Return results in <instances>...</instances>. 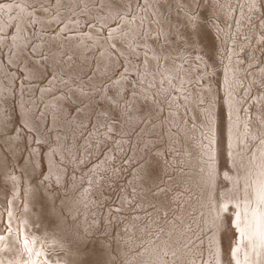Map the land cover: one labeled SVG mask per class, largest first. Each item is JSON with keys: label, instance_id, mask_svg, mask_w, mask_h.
I'll return each instance as SVG.
<instances>
[{"label": "rangeland", "instance_id": "374dc122", "mask_svg": "<svg viewBox=\"0 0 264 264\" xmlns=\"http://www.w3.org/2000/svg\"><path fill=\"white\" fill-rule=\"evenodd\" d=\"M64 1L66 3L62 4L61 8L56 7L58 0H34L28 3L32 11H39L40 14L42 12L48 25L45 28H40L34 20H31V24L28 21L25 22L29 29V33H25V35H28L29 38L24 44L25 47L18 51L17 57H13L17 51L10 40L9 43L0 44L2 49V51L0 49V56L5 65V69L3 67L0 74L8 84L7 88L0 87V117L2 118L0 130V146H2L0 148L6 152L4 153V163L6 162L5 165L9 167H6L4 171L0 169V194L2 193L0 195V223L3 222L0 230H4L5 235L10 230L16 233V230L14 231L9 224L8 216L11 215V201L14 202L12 206L15 218H20L25 207L27 177L24 168H29L27 172L30 174V180L38 184V191H41L39 194L44 218L48 216L45 218V227L50 230L57 227L56 232L59 231V227L64 229H60L61 237L56 242L47 241V243L41 239L44 249L47 252L50 250L48 253L52 255L56 252L58 255V253L64 252L63 254L68 255L67 253H69L70 256L73 249L69 245L72 244L83 250L81 255L77 256L80 264L83 261H86L84 264H140L136 260L137 253L143 251L145 244L148 243L147 239L161 236L174 222V225L179 226L182 232L190 234L188 235L189 242L201 236V231L205 233V229L199 227L200 212L193 206L197 202L195 201L196 192L200 190L199 184H196L192 177V164L195 165L196 162L191 163L192 157L188 155L191 152L186 151L188 146L197 149L198 145L195 142H198L200 137L205 138L195 127L196 121L189 106L185 104L187 112L183 109L179 113L177 112L174 106L178 102L174 92L184 91L190 94L197 86L200 79L195 72L193 73V66H195L193 60H195L200 74L203 75V78L205 77L204 79L210 78L215 91V95L198 94L200 97L198 103L208 105L207 107L210 104L215 106L216 118H218L220 166L232 169L227 159L229 154L226 150L229 141L227 129L230 116L226 105L225 70L223 67L231 58L230 52L237 35L239 39L244 40V44H242L244 46L239 53L245 54H243L244 59L241 62L244 63L246 74L249 71V73L256 72L257 69L263 68L264 35L261 38L256 29H258L257 25H260L259 30L264 32V0H255L252 5L248 0ZM155 1L161 5L160 10L157 8L158 17L155 11L151 10L146 17L144 12L155 4ZM228 5L229 8H227ZM241 9H246L244 16H241ZM62 12L67 15V18L63 14L57 15ZM128 18L138 19L142 26L140 25L138 33H131L130 37L127 35L118 37V42L122 45L121 50L109 43L113 52L110 53V60L106 62H103V58H101L106 49H103L99 43H90L87 47L86 44H83L82 46L85 48L82 49L83 55H81L80 53H70V49L64 47L59 38L56 41L48 42L45 36V34L58 36L65 33V38L71 40L75 34L78 35V31L84 30V33H88L90 28H97L95 25H101L106 32L105 35L109 37L110 31L131 25ZM146 18H149L151 23L159 20L166 24L168 28L165 33L161 32L162 27L159 30L161 33L153 32L143 21ZM194 18L200 24H194L191 20ZM102 20L105 21L104 24ZM14 30V27L12 30L7 29L9 37H12ZM103 30L97 28L101 39L105 38ZM126 30L130 32V29ZM56 33L57 35H55ZM150 39L155 41V45L148 42ZM256 48H260V50ZM249 49L252 50V54ZM9 51L10 58L7 56ZM198 51L208 58H204L205 63L203 64L199 61ZM29 53H33L32 56ZM249 54L256 58L259 57L258 60L261 58V62H257V60V63L252 64V57ZM23 55L28 58V61ZM199 56L202 57L201 54ZM247 56L250 57V60ZM40 58L43 60V64L39 62ZM46 58H49L50 61H45ZM30 61L43 69L38 77H28L24 67ZM248 62L254 67L248 66ZM166 63L179 67L175 71V76H172L177 84L176 87L170 84L171 89L166 93L158 92L161 88V84L158 82L157 88L156 85H151L153 94L145 96V92L138 89L143 75L145 77L153 75L159 81L160 73L163 75L162 70ZM184 66L191 67L192 70L182 73L186 68ZM167 70H171V67H167ZM123 77H125L126 83L124 82L120 87L117 81ZM247 77L252 80V76L249 74ZM244 79L246 80V77ZM51 82L54 85L50 86ZM257 83L252 85L253 91L249 90L247 93L246 88L240 87L244 92H240V94H244L245 98L247 96L249 102L255 98L253 94L256 87L260 88L259 86H261L264 89V83ZM44 86H48V88H43ZM51 92L54 94L50 95ZM237 92L239 93L238 90ZM62 93H68L69 96L68 98L62 97L64 108L56 110L54 113L49 109L51 105L49 100L61 96ZM23 107H26L25 110L27 109L31 116L38 121L36 124L38 127H30L24 122ZM195 109L197 110V108ZM204 110L206 109L198 108L196 111L197 117L203 120H205L202 113ZM169 116L172 119H169ZM187 122L189 127L183 125ZM167 133L176 134L181 138L182 144L171 140ZM184 133L190 137V142L184 141ZM56 147L61 148L62 154ZM52 148L56 152L53 154L55 156L53 161L56 167L62 171L59 177L50 171L46 157L47 152L53 150ZM197 151L200 153V150L197 149ZM145 166L149 169L150 175L148 176L144 173ZM12 171L18 173V178ZM227 181L221 180L218 183L219 189L225 186ZM45 182L46 184H44ZM14 184L17 194H14L16 193L13 189ZM86 189L91 191L89 196L84 195ZM68 191L72 192V195ZM11 194L15 195L14 199ZM49 207L51 209H48ZM83 207L84 209H82ZM2 211L4 214L1 215ZM62 212L64 217L61 215ZM88 213L93 214L94 217L91 214L88 216ZM52 214L55 215L54 219ZM49 219H52L53 222ZM75 219L79 221L77 222ZM227 219L230 221L229 216ZM81 220L84 221L80 222ZM208 221L211 222V217ZM55 222L57 223L54 224ZM49 225L52 226L49 228ZM77 225H80L79 229H77ZM84 231L88 236L85 237L87 234ZM131 232L136 236L128 234ZM203 236L206 237V234ZM232 236L233 231L225 227L222 232L225 251H228L229 245L233 241ZM20 238L22 246L17 256L21 258V253H23L21 260H23L22 263H25L29 258V251L26 249L27 254L24 251L25 243H22V234ZM78 239L81 242L78 243L79 245L76 244ZM61 241H64L63 244L66 243V245H60ZM84 241L85 243H83ZM55 244L57 245L55 246ZM53 247L58 250L54 251ZM8 253L13 259L15 258V254L10 251ZM193 254L200 257L201 253L196 252L195 249ZM52 258L55 257L52 255ZM167 258L169 259V257ZM44 262L53 264L45 258L39 264Z\"/></svg>", "mask_w": 264, "mask_h": 264}, {"label": "bare ground", "instance_id": "6f19581e", "mask_svg": "<svg viewBox=\"0 0 264 264\" xmlns=\"http://www.w3.org/2000/svg\"><path fill=\"white\" fill-rule=\"evenodd\" d=\"M33 1L34 0H2V1H0V44H3L5 42L9 43V40H10L15 45V50L17 51L14 53L13 57L14 56L17 57L18 51H20L21 49H23V47H25L24 44L27 43V39L29 38L28 35H25V33H27V34L29 33L28 25L25 23L26 21H28L29 24H31V20H34L39 25L40 28H42V27L45 28V26L48 25V22L43 17L42 12L40 14L39 11H32L31 8L28 6V3H31ZM248 1H249L250 5L255 3V0H248ZM64 3H66L64 0H58L56 7L61 8L60 6ZM154 3L155 4L151 5L144 12L146 17H148L149 10L155 11V14L157 16V14L159 12L158 9L160 10L161 5H160V3H156V1ZM227 8H229V5ZM241 11H242L241 16H244L246 9H244V10L241 9ZM62 14L65 15L64 12L58 13L57 15L60 16ZM142 14H143V12H142ZM65 16H66L65 18H67V15H65ZM140 18H142V17L140 16ZM102 19H104V18H102ZM191 20L196 25L200 24V22L198 20H195V18H194L195 21L193 19H191ZM129 21L131 22V25H126L125 27L116 28L113 31H110L109 37H107L105 35L106 32L103 30V27L101 25H95V27H97L98 29L103 30V36L105 37L104 39L100 38V35H99V32L97 31V28H90L88 33H84V30H80V31H78V35L75 34L74 37H72L73 39H71V40H70V38L69 39L65 38V33L59 34L58 36H52L50 34H45V36H46L48 42L56 41L59 38L60 42L62 44H64L63 46L70 49V53H80L81 55H83L82 49L85 48V46H82L83 44H86V47H87L90 43H93V44L99 43L103 47V49H106V51L103 52L102 57H101V58H103V62H106L107 60L108 61L110 60V58H109L110 53L113 52V49H111V47H110L111 45H109V43L121 50L122 45L118 42V37H122L123 35H127L130 37L131 33L136 34L139 32V27L141 25V22H139L138 19H136V20L129 19ZM143 21L146 22V23L145 22L144 23L147 24L148 25L147 27L150 28L153 32L165 33L166 29L168 28L166 24L162 23L159 20H158L159 22L155 21L154 23H151V21L149 22V18H146V20H143ZM102 23L104 24L105 21L102 20ZM259 26L257 25L258 29H256V31H258V33L260 34V36L262 38L264 35V32L259 30ZM13 27L15 28V30H14V32L12 31L13 32L12 37H9L8 36L9 31H7V29L9 28L12 30ZM33 27H35V26L33 25ZM160 27L163 28L161 30V32L159 31ZM126 29H130V32ZM42 30H44V29H42ZM55 35H57V33ZM109 40H110V42H109ZM132 41H134V40H132ZM234 41H235V43H234V45L231 49V52H230L231 58L227 60L228 63L224 64V67H223V70H225L224 90H225V95H226V105H227V109H228L229 116H230V119L228 121L229 125H228V129H227V132L229 134L228 135L229 141H228V147L226 150L229 154V157L227 159L229 160V162L232 166V169H231V167H226V168L224 167L223 168L220 166V159H219L220 156H219V151H218V122H217L218 118H216L217 115L215 112V106H212V104H210V106H209L210 108H209V107H207L208 105L198 103V100L200 99V97H198V94H200V93L203 95H205L207 93H209L211 95H213V94L215 95L213 83L210 82V78L204 79L205 77L204 78L202 77L203 75L200 74L199 69L197 68V64H196L197 62L195 60H193V63L195 64V66H193V73L195 72L198 75V78L200 79V81L197 83V86L195 88H193V92L190 94H188L184 91H181L179 93L174 92V94L177 97V102H178L177 104H175L176 106H174V107L176 108L177 112L179 113L180 110H182V109L186 111L185 104L187 106H189L191 111H192V114L194 116V119L196 121L194 123L195 127L197 128V130L200 131V133L205 138V139H202L200 137V140L198 142H195L198 145L197 149L200 150V153H198L196 148H194V147L190 148L186 144V147L188 146L186 151L191 152L188 154L189 157H192L191 163L196 162L195 165L192 164V177H193L194 182L196 184H199V186H200V190L198 192H196L197 195H196L195 201H197V202L193 206L197 208L198 212H200V214H199L200 217L198 218V222L200 225L199 227L202 229H205V233H203V231H201V234H202L201 236H199V237L195 238L193 241L189 242L190 237L188 235H190V234H188V233L186 234L185 232H182V230H181V228H179V226L174 225V223H175L174 222L168 227V229L165 231V233H163L161 236H157L154 239L151 237L147 239L148 243H147V245L145 244V248H143V251H141V253H137L138 255H137L136 260L140 264H264V89L261 88V86H259L260 88L256 87V90L253 94V95H255V98H253L252 101H251V99H249L251 102L248 101L247 96L245 98L244 94L243 95L240 94V92H242L241 90L243 88H246V90H247L246 93H247L249 90L253 91V89H252L253 84H256L257 82L264 83V66L262 69H257L256 72L252 71L251 73H249L250 72L249 71L248 74L250 76H252L253 81L249 80L250 78L248 79V77H247L248 74H246V72H245L244 63L241 62L242 59H244L243 56L245 54L243 53L244 54L243 55L242 53H239L240 49L243 48V46H244V45L242 46V44H244V40L239 39L236 35L234 38ZM258 41L261 42L260 40H258ZM148 42L152 45H155V41H153L151 39L148 40ZM251 42H252V40H251ZM259 42H257V43H259ZM254 44H255V42H254ZM28 45H29V43H28ZM250 47H252V46H250ZM259 47H261V46H259ZM35 48H33V49L35 50ZM54 49H55V47H54ZM245 49H247V48H245ZM257 50H260V48ZM1 51H2V49H1ZM58 51H60V50H58ZM249 51H251V54H252V50L249 49ZM29 54L32 56L33 53H29ZM150 54H152V53H150ZM197 54H198V58H199V61L201 62V64L205 63L204 58L208 59L207 56H205L201 51H198ZM200 54L202 55L203 58L201 56H199ZM246 54L248 55V53H246ZM259 54H258V56H259ZM7 56H8V58L11 57L10 51L7 53ZM23 57L25 58V60L28 61V58L25 55H23ZM36 57H37V54H36ZM56 57H58V56H56ZM250 57H252L251 58L252 64L255 63L259 58V57L256 58L254 55L253 56L250 55ZM250 57L248 58V56H247V58L249 60H250ZM259 60L257 62H261V60L260 61ZM45 61H50V59L46 58ZM39 62L41 64H43V60L41 58L39 59ZM249 63L250 62H248V66H251V64H249ZM254 65H256V64H254ZM4 66L5 65L3 62V58L0 56V73L3 70ZM252 66H251V68H252ZM258 66H259V64H258ZM130 67L132 68V66H130ZM167 67H171V70H167ZM184 67H186V68H184ZM184 67H183L184 71L182 73L190 72L192 70L191 67H187V66H184ZM24 68L27 70L28 77H32V76L38 77L41 70H43V69H41L40 66H38L37 64H35L34 62H31V61ZM4 69H5V67H4ZM178 69H179V67H177L176 65H174V64L170 65L169 63L168 64L166 63V64H164V67L162 70L163 75L160 73L161 78L159 81H157V77H155L153 75L146 76V77H145V75H143V80H141L142 82L140 83V85L138 84L139 85L138 89L142 92H145V96L152 95L153 94L152 86L156 85V88H157L158 82H159L161 84L160 85L161 88L158 92L166 93L168 90L171 89L170 84H173L176 87L177 84L173 79L174 77H172V76H175V71ZM168 73L170 76L167 75ZM12 76H10V77H12ZM56 76L57 75H55V78H57ZM8 77H9V75H8ZM243 77L244 78L246 77V80ZM13 78H14V76H13ZM256 78H257V80H255ZM8 80L10 82V78ZM29 80L31 81V78ZM153 80H155V81L153 82ZM14 82H15V80H14ZM124 82H125V77H123L122 79L117 81V83L120 85V87L124 84ZM152 84H154V85H152ZM49 85L51 86L54 84H52V82H51V84H49ZM257 85H258V83H257ZM0 87L2 89L8 87V84L4 81V79H2L1 74H0ZM11 87H12V85H11ZM43 88H48V86L47 87L44 86ZM239 88H240V90H239ZM261 89H263V90H261ZM44 90H47V89H44ZM79 90L81 91V89H79ZM237 90L239 91V93L237 92ZM46 93H48V92L46 91ZM242 93H244V92H242ZM53 94H54V92L50 93V95H53ZM109 94H111V93H109ZM141 95H142V93H141ZM68 96H69L68 93H62L61 96L55 97L54 99L49 100L51 102L49 109H51L54 112L56 110H60V109L64 108V105H63L64 102H63L62 97L68 98ZM180 96H181V99H180ZM1 99H2V96H1ZM212 103H214V102H212ZM2 105H3V101H2ZM26 107H23V109H22V115H23L24 122L27 125H29L30 127L36 128V126H37L36 124L38 121L31 116V114L27 111V109L25 110ZM3 108H4V106H3ZM27 108H29V107H27ZM195 108H197V110H198V108L206 109V110L202 111L205 120L197 117V112H196L197 110ZM130 117L132 118V116H130ZM1 119L2 118L0 117V130L2 127ZM169 119H172V117L169 116ZM131 120H133V119H131ZM184 124L187 127H189L188 122L183 123V125ZM35 130H37V129H35ZM23 132L25 133L24 130H23ZM167 134H168V137L171 140H173L174 142H176V143L181 142V138L178 137L176 134H173V133H167ZM180 134H178V135L180 136ZM9 136H11V135H9ZM183 138H184V141L190 142V140H189L190 137H188V135H186L185 133H184ZM180 144H182V142ZM55 146H54V148H55ZM59 147H61V146H59ZM56 148L59 151V153L62 154V151L60 150L62 147L60 149L58 147H56ZM53 150L48 151L46 157L48 159L50 171L54 175H57L59 177L62 174V171H60L58 169V167H56V165L53 161V158L55 157L53 154L56 153L55 150L54 151ZM70 151H72V150H70ZM192 151H193V153H192ZM4 153H6V152H4V150H2L0 148V169H2V171L6 170V167H7V165H5L6 162L4 163V161H5L4 160ZM7 159L9 161V155H8ZM32 166H33V164H32ZM7 168H9V167H7ZM10 169H11V167H10ZM19 170H21V169H19ZM28 170H29V168H24L25 175L27 177L26 178L27 183L25 186V189H26L25 207H24L22 213L20 214V218H15V215L13 213V206H12L14 202L11 201V215L8 216L9 224L13 227L14 231L16 230V233L12 232L10 230L9 233L7 235H5L4 230H2V229L0 230V264H39L40 261L43 260V258H45L46 260H50L51 262H53V264H80L78 262V260H79L78 255H81L83 250L76 248L75 245H72V244L69 245L71 247V249H73L72 252L74 254L71 253V255L69 256V253L66 252L68 255H65V254H63L64 253L63 252L62 254L58 253V255H57L55 252V253H52L53 257H55V258H52L51 253H48V252H50V250L47 252V250L44 249V245L42 244L43 241H41V239H44L46 242L47 241L56 242V240H59V237H61L60 234L62 233V231H60V229H62V228L59 227L58 228L59 231L56 232L57 227L56 228L53 227L54 230H50L47 227H45V218L48 216L45 215L46 217L44 218V215H43V209L41 206L42 200L40 199L41 191L40 192L38 191V184H35L34 182H32L30 180V178H29L30 174H29V172H27ZM148 171H149V169L145 166L144 173L147 176L150 175ZM15 172H16V170H15ZM15 172L12 171V173H14L15 177L18 178V173L16 174ZM34 172H35V170H34ZM7 175H9V174H7ZM221 180H228V181L225 184V186H223L221 189H219L218 183ZM44 184H46V182ZM22 186H23V184H22ZM53 186H54V184H53ZM15 187L16 186L14 184L13 189L16 192L14 194H17ZM42 188H43V186H42ZM52 188H50V189H52ZM54 189H55V187H54ZM65 189H66V187H65ZM90 192H91L90 189H86L84 195L89 196ZM60 193H62V192L60 191ZM14 194L13 195L11 194L13 196V199L15 196ZM70 194L72 195V192ZM44 197L46 198V196H44ZM80 204H82V203H80ZM95 204H94V206H95ZM67 207H68V205H67ZM84 207L82 209H84ZM7 208H9V207H7ZM18 209H19V207H18ZM48 209H51V208L49 207ZM88 209H89V207H88ZM20 210H21V208H20ZM73 211H71V212H73ZM85 211H87V210L85 209ZM2 213L4 214L3 211L1 212V215H2ZM68 213H70V212H68ZM68 213H66V214H68ZM90 214L88 216H90ZM5 215H6V212H5ZM61 215L63 216V212L61 213ZM61 215H60V218H61ZM91 215H93V214H91ZM51 216L53 217V219L55 218V215L53 216V214H52ZM228 216L230 218V221H228V219H227ZM65 217H66V215H65ZM78 217H79V215H78ZM93 217H94V215H93ZM209 217H211V222L208 221ZM77 219H75V221ZM86 219H88V217ZM63 220L65 222V219H63ZM66 220H67V218H66ZM69 220H70V218H69ZM58 221H61V220L58 219ZM78 221L79 220H77V222ZM82 221H84V220H81L80 222H82ZM51 222H53V220ZM80 222H79V224L82 225V223H80ZM88 222H89V219H88ZM88 222L85 224L89 225L90 223H88ZM2 223H0V226L3 225ZM49 223L50 222L48 221V224ZM56 223L57 222H55L54 224H56ZM48 224H47V226H48ZM59 225L61 226L63 224H59ZM72 225H73V223H72ZM51 226L49 225V228ZM79 226L77 225V229H79ZM85 226L87 227V225H85ZM71 227L73 228V226H71ZM225 227L230 228L233 231V236H232L233 241L231 244L229 243L230 245H229L228 251H225L224 245H223L224 243L222 240V232H223V229ZM75 228H76V225H75ZM62 230H64V229H62ZM69 230H70V228H69ZM78 232H79V230H78ZM78 232H75V233L78 234ZM132 232L128 233V234L132 235ZM134 232H136V231H134ZM84 233H85V231H84ZM21 234L23 235L22 243L23 242L25 243L24 251H25V253L27 252V250L29 251V255H28L29 258H27L25 263H22L23 260H21V258L23 257L22 256L23 253H21V258L19 256H17V254L20 252L21 246H22L21 242H20L21 241V238H20ZM85 234H87V233H85ZM203 234H206V237H204ZM90 235H92V234L90 233ZM64 236H65V234H64ZM82 236H83V234H82ZM86 236H88V234L85 235V237ZM101 236H103V235H101ZM135 236H136V234H135ZM127 237H129V236H127ZM65 238H66V236H65ZM89 238H91V237H89ZM15 240L17 241L16 244H15ZM76 240H77V238H76ZM76 240H75V242H76ZM18 241H19V244H18ZM67 241H68V239H67ZM72 241H73V239H72ZM63 242L60 245H66V243L63 244ZM79 242L80 241L78 239V242L76 244H78ZM120 242H121V240H120ZM120 242L118 241V243H120ZM187 242H189L188 245H187ZM83 243H85V241ZM51 244H53V243H51ZM56 245L57 244H55V246ZM54 247H53V249H55ZM189 247H190V249L188 250ZM15 248H17V249H15ZM66 248H64V249L66 250ZM116 248H118V247H116ZM49 249H50V246H49ZM195 249H196V252L198 251L201 253L200 257H199V255L193 254V251ZM56 250H58V249H55L54 251H56ZM133 250H134V248H133ZM9 251L11 253L15 254L14 259L9 255V253H8ZM68 251H70V250H68ZM126 251H125V253H126ZM88 252H90V251L88 250ZM131 253H133V251H131ZM164 253H166V254H164ZM13 254H11V255H13ZM88 254L90 256V253H88ZM126 255H128V254H126ZM131 255H133V254H131ZM167 257H169V259ZM87 259H88V257H87ZM132 259H134V256H132ZM82 260H85V259L82 258ZM84 263H86V261L85 262L83 261V263L81 262V264H84ZM43 264H46V263L44 262Z\"/></svg>", "mask_w": 264, "mask_h": 264}]
</instances>
